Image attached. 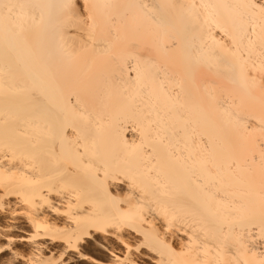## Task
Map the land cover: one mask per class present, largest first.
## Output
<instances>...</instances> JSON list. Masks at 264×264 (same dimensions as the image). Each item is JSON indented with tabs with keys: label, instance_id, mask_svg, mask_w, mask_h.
Masks as SVG:
<instances>
[{
	"label": "bare ground",
	"instance_id": "obj_1",
	"mask_svg": "<svg viewBox=\"0 0 264 264\" xmlns=\"http://www.w3.org/2000/svg\"><path fill=\"white\" fill-rule=\"evenodd\" d=\"M0 264H264V0H0Z\"/></svg>",
	"mask_w": 264,
	"mask_h": 264
}]
</instances>
